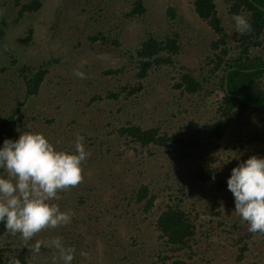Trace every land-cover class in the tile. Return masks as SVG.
I'll return each mask as SVG.
<instances>
[{
  "label": "rangeland",
  "instance_id": "374dc122",
  "mask_svg": "<svg viewBox=\"0 0 264 264\" xmlns=\"http://www.w3.org/2000/svg\"><path fill=\"white\" fill-rule=\"evenodd\" d=\"M29 1L31 0H0V17L5 19V25H2L5 34L0 37V67L11 55L17 57L18 65L28 63L37 66L42 62L51 61L52 66L39 94L30 100V112H33L30 114L34 119L29 126L33 132L44 133L55 144L62 131L67 138L66 148L71 149L77 135L101 136L103 131L93 124H103L109 119L123 123L124 118H132L181 136L191 132L196 123L206 124L216 118V109L223 97L222 91L205 83L207 96L182 94L181 89L174 88L178 74L173 69L162 67L150 72L153 75L148 79L149 82L144 84L145 87L140 92L132 95L129 94V85L133 80L135 82L133 73L124 75L122 79L121 75L101 76L105 69H116L128 64L124 56L125 50L133 51L147 33L163 38L179 31L181 48L175 58L176 68L182 70L184 67L194 72L196 78L198 74H204L221 81L223 72L211 74L212 65L207 64L211 58L210 44L217 36L195 12V0H144L145 15L127 20L123 15L132 8V0H39L42 6L35 12L23 10L24 3ZM214 1L230 33L228 41L232 43L237 33L231 30L224 0ZM170 8L175 10V17L169 15ZM2 26L0 23V29ZM29 29L32 37L26 41L24 38L29 35ZM97 31H103L112 38L118 37L121 45L91 46L86 37ZM202 67L205 68L204 73L199 72ZM15 69L16 66L11 69L12 72H5L9 75L7 88L10 89L5 97L0 99V112L6 108V102L14 100L12 98L16 90L13 86L19 88L22 85L23 79ZM77 71L83 72L85 78H78L75 75ZM90 80L94 82L90 84ZM108 91L120 92L119 100L115 102L108 98L87 105L93 95L107 96ZM124 97L129 100H124ZM239 126L235 125V121H231L225 137L219 142L228 143L237 134H241ZM249 128L252 126L246 127L242 132L244 138ZM56 131L59 133L56 134ZM19 135L14 140L18 139ZM115 141L117 137L113 136L109 143ZM59 145L60 143L57 147ZM61 145L58 148L63 150L65 145ZM116 147L128 148L123 144ZM209 147L215 153L220 150L218 146ZM88 149L90 152L93 150ZM173 154L166 150L159 151L158 160L152 158V163L146 166L143 178L130 177L131 173L128 178L134 186L149 181L154 187L164 186L166 180L162 177L167 174L173 176L172 181L185 180V201L188 205L192 203L201 209L209 203L218 202L230 219H235V205L233 195L227 189V178L238 162L230 164V160H227L214 179L203 183L195 180L190 174L199 153L194 151L190 159L170 164L169 160ZM103 160V163L92 165L88 162L87 169L83 170L85 181H93L97 186L99 183L100 188L102 187V190L93 192L84 204H79L76 196L82 193L85 181L71 192L73 195L58 193L59 199L53 202L58 204L62 211L72 213L71 222L57 228L44 229L36 234L26 248L30 254L29 264H52L54 255L57 256L56 264H63L52 247H44L42 244L39 253L30 251L37 240L50 241L56 236L62 238L65 247L75 249L71 264H129L131 259L138 257L145 259L141 262L143 264L150 260L149 256H153L158 242V234L152 224L154 216L144 220V216L133 217L132 212L128 210L127 213L121 214L117 206L120 197L118 187L110 188L111 184L107 185L105 180L102 184L96 183L100 178L117 171V166L111 160ZM124 176L125 173L121 178L124 179ZM217 181H223L225 184L220 190L215 184ZM121 183L123 190L129 188V183L124 185V180ZM157 201L158 204H163L167 201V196L159 193ZM75 217L85 221L75 223ZM233 222L234 220L230 221L225 230L213 224L214 231L210 234L211 243L208 245L211 247L206 256L204 259L198 256L193 261L188 260V264H264V237L261 235H251L252 237L245 239L248 241V252L241 262L238 261V252L232 244V234L228 232L237 233ZM210 225L208 223L207 228L203 226L198 231L213 227ZM109 232L113 236L108 234ZM244 232L247 235V232ZM131 237H135L139 242L136 247L131 246ZM204 246L207 247V240ZM143 251L145 254H142ZM130 253L131 258L126 260L125 255Z\"/></svg>",
  "mask_w": 264,
  "mask_h": 264
},
{
  "label": "trees",
  "instance_id": "16d2710c",
  "mask_svg": "<svg viewBox=\"0 0 264 264\" xmlns=\"http://www.w3.org/2000/svg\"><path fill=\"white\" fill-rule=\"evenodd\" d=\"M193 3L197 15L217 36L210 44L211 58L207 64L212 65L211 74L223 72L221 81H216L211 76L204 74H198L196 78L194 72L184 67L182 70L176 68L175 58L181 48L179 31L163 38L147 33L133 51L125 50L124 56L128 64L116 69H105L101 76L121 75L122 79L124 75L133 73L135 82L133 80V83L129 85V89H131L129 94L132 95V93L140 92L145 87L144 84L149 82L148 79L153 75L150 72L162 67L173 69L178 74L177 82L173 86L181 89L182 94L207 96L205 83L211 84L213 87L216 86L222 91L223 97L218 103L216 118L206 124L196 123L191 132L181 136L170 134L162 131L158 126L146 125L135 119L132 120V118L126 120L124 118L123 123H116L111 119L103 124L94 123L96 128L103 131L101 136L81 135L84 137L83 143L86 149L93 148L91 156L83 164V170L87 169L88 162L89 165L99 164L105 161L103 159L111 160L117 166L116 173L100 178L96 183L102 184L105 180L107 185L111 184L110 188L118 187L120 197L117 206L121 214L127 213L128 210L132 212L133 217L144 216V220L151 215L154 216L152 224L158 234L157 247L153 256H149L150 260L143 264H188V260L193 261L198 256L204 259L211 247L208 245L211 243L210 234L214 231V226L217 225L225 230V227L230 225V221L233 220V226L238 234L234 231L228 232L232 234L231 237L234 240L232 244L238 252V261L241 262L248 252L246 247L248 241L245 239L252 237L251 235L264 237V234L249 232L247 222L242 221L237 214L235 219L231 220L226 211L220 208L218 202L209 203L201 209L192 203L188 205L185 201L187 198L183 184L185 180L182 182L172 181L173 176L167 174L162 177L163 180H166L165 185L155 186L158 188L156 190L149 181L134 186L131 179L128 178L129 173L132 174L130 177L143 178L147 170L146 166L152 163V158L158 160L157 156L161 150L174 153L169 160L170 164L174 161L182 162L190 159L194 151L199 153V158L195 161L194 169L190 174L195 180L203 183L214 179L223 169V165H226L227 160L233 164V162L239 163L253 155L264 156V0H224L226 16H228L233 33L235 32L233 14L245 15L252 25L250 32L236 34L232 43L228 41L230 33L219 15L215 1L195 0ZM41 6V1L31 0L24 3L23 10L35 12ZM145 13L144 0H132V8L124 13L123 18L125 20L141 18ZM168 13L172 17L176 16L173 8H170ZM0 18L1 26L5 25L4 17ZM30 30L29 35L24 38L26 41L32 37ZM4 34L2 26L0 37ZM86 41L92 44L91 46L94 44L121 45L118 37L112 38L103 31L88 35ZM4 63L0 67V99L9 92L7 77H9L8 72H12L11 69L14 66H16L15 71L23 80L19 88L16 85L13 86L16 90L12 98L14 100L6 102V108L0 112V145L6 138L14 140L21 132L33 131L29 126V123L34 119L31 115L33 112H30V100L39 94L52 66L50 60L37 66L28 63L18 65L15 55H11L10 59ZM204 70L205 68L202 67L199 72L204 73ZM6 71H8L7 74ZM92 82L94 81L90 80V84ZM93 85L94 88L95 83ZM108 92L107 96L93 95L87 105L108 98L115 102L119 100L120 92ZM124 100L129 99L124 97ZM231 121H235V125H240L241 134H237L228 143L222 144L219 141L225 137ZM250 126L252 128L248 129L244 138L242 132ZM57 133L59 131H56ZM113 136L117 137V141L110 144L109 141ZM58 140H60V145H65L63 150H74V147L66 148L67 138L62 131ZM118 144H123L131 149L116 147ZM210 145L218 146L219 152L215 153L209 147ZM124 173L125 176L122 179ZM122 180H124V185L129 183L128 189H122ZM83 181H85L84 178L75 187H70L60 193L73 195L71 192L75 191ZM215 184L218 185L219 190L225 186L223 181H217ZM97 190H102L99 183L97 186L93 181L86 180L82 193L76 196L77 202L84 204ZM159 193L167 196V201H164L163 204H158ZM82 221L85 220H81L79 217L74 218L75 223ZM208 223L211 224L210 226L213 224L214 226L205 229ZM203 226L205 228L199 232V228ZM244 231L247 232V235ZM108 234L113 236L110 232ZM32 239L26 242L27 246L32 242ZM131 239L133 241L131 246L136 247L139 242L135 237H131ZM206 240L207 247L204 246ZM26 243L21 239L19 233L11 234L4 229L3 222H0V264H29L30 254L26 250ZM142 254L145 252L143 251ZM131 256V253L125 255V259L129 260ZM144 260V258L138 257L131 259L129 264H142L141 262Z\"/></svg>",
  "mask_w": 264,
  "mask_h": 264
},
{
  "label": "clouds",
  "instance_id": "9594fccd",
  "mask_svg": "<svg viewBox=\"0 0 264 264\" xmlns=\"http://www.w3.org/2000/svg\"><path fill=\"white\" fill-rule=\"evenodd\" d=\"M235 32L246 34L252 25L243 14H233ZM78 78H85L77 71ZM77 135L74 150H61L42 132H21L18 139L6 138L0 145V222L11 234L19 233L26 243L44 229L68 225L70 211L53 202L58 193L75 187L83 179V164L91 156ZM227 189L233 195L234 211L247 222L248 231L264 234V156H250L231 169ZM52 247L63 264H71L75 249L65 247L62 238L37 240L30 248ZM27 246V243H26ZM57 256L52 257L56 264Z\"/></svg>",
  "mask_w": 264,
  "mask_h": 264
}]
</instances>
